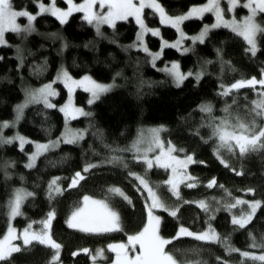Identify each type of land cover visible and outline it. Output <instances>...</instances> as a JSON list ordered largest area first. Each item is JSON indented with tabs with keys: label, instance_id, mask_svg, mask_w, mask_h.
<instances>
[{
	"label": "trees",
	"instance_id": "obj_1",
	"mask_svg": "<svg viewBox=\"0 0 264 264\" xmlns=\"http://www.w3.org/2000/svg\"><path fill=\"white\" fill-rule=\"evenodd\" d=\"M48 1L9 0L8 4L35 13L39 3ZM157 1L167 15L178 16L207 0ZM56 3L65 5L63 0ZM245 14L243 6L235 12L237 18ZM143 17L147 27L161 28L169 39L176 36L175 29L161 25L150 9ZM25 20L19 18L21 27L6 31L0 43V238L10 203L20 194L13 224L17 228L39 224L52 212L51 235L59 256L54 262L50 247L33 242L0 264H90V253L97 247L104 248L110 259L113 244L137 233L145 223V202L136 190V176L158 189L168 174L166 169L146 167L130 151L137 132L148 127L160 128L165 142L193 158L188 184L182 183L178 196L166 204L171 213L160 211L164 252L179 264H264V111L255 102L263 87L232 88L263 75L264 12L255 17L253 53L242 36L223 26L210 29L201 41L186 39L187 51L166 46L159 53L161 42L155 35H146L147 48L138 47V26L132 18L100 27L86 21L81 12L72 13L65 22L46 13L36 15L27 27ZM212 20L211 14L188 19L182 29L192 35ZM174 62L181 74L178 81L169 72ZM37 64L44 71H37ZM62 74L88 75L110 82L112 88L91 105L89 94L76 90L75 105L84 113L69 123L83 136L59 144L28 165L31 142L53 141L64 129L58 105L65 101L66 91L56 79ZM50 81L58 89L52 105L36 101L21 107L35 88ZM233 130L251 140L248 147L228 142V135H236ZM12 136L29 141L20 148ZM85 196L112 209L119 229L91 234L69 228L67 216ZM227 198L235 199L233 208L241 217L254 211L247 223L233 221ZM241 204L248 207L247 213L239 209ZM179 226L194 232L210 229L218 239L175 237ZM128 258L131 263L139 259Z\"/></svg>",
	"mask_w": 264,
	"mask_h": 264
},
{
	"label": "rangeland",
	"instance_id": "obj_2",
	"mask_svg": "<svg viewBox=\"0 0 264 264\" xmlns=\"http://www.w3.org/2000/svg\"><path fill=\"white\" fill-rule=\"evenodd\" d=\"M63 1L65 3L64 6H59L56 0H49L46 3L41 2L37 5L35 13H28L12 9L8 4L9 0H0V43H3V35L6 31L17 30L21 27L19 22V18L21 17L26 19L27 27L38 14H50L60 22H65L72 13L81 12L86 21L94 27L103 25L112 26L119 20L132 18L138 26L137 43L141 49L147 48L145 38L147 34H151L160 38L159 53L166 46L185 51L184 44L186 39L189 38L193 42L201 41L210 29L223 26L242 36L248 45V49L253 53L256 50V33L258 31L255 17L259 12H264V0H244L243 2L240 0H207L202 4L190 7L186 12L178 16L167 15L157 0H83L78 3L72 0ZM223 4L225 9L223 8ZM239 6H243L246 9V14L241 18L235 16V12ZM146 8L154 12L161 25L174 28L176 36L169 39L162 34L161 28L147 27L143 17V12ZM206 14L212 15V22L202 26L197 33L186 35L182 29V23L188 19L201 18ZM159 55H153V57H158ZM169 72L175 81L181 78L176 62L170 66ZM262 73L263 75L260 79L246 80L244 83L235 84L232 88H237L242 84L252 85V87H263L262 89L260 88L255 102L256 106L264 111V72ZM57 77H59L58 80L63 84L66 91L65 101L58 105V109L63 114L65 121L64 129L59 137L53 141L31 142L33 144L32 149L27 153L28 165H32L42 153L59 144L73 142L81 139L83 136L82 131H77L69 123L71 119L79 117L84 113L82 108L75 105L74 95L76 90L81 89L86 91L89 94L90 101H94L102 93L112 88L110 82H99L88 75L71 77L62 74L56 76V79ZM51 88H55L53 81L38 86L31 95L27 96L29 99L22 102L21 107L36 101L52 105L54 97L47 95V100L44 99V95ZM41 89L44 91L39 93ZM229 89L231 88H226V91ZM38 93L39 95H37ZM241 133V131L235 130L234 134L236 135H228L226 138H230L228 139L229 141L225 140L233 142L241 148H246L248 147L247 143H251V140L240 137ZM15 137L12 136V139L16 140L20 148H23L29 141L21 136L24 140L21 142L15 139ZM130 151L135 154V159L142 161L146 167L166 169L168 172L167 177L162 182V185H160L161 187L157 186L158 189H156L148 180L141 176H136V190L143 196L145 202L144 225L137 233L126 235L122 242L123 248L121 250L118 247H116L117 249L112 248L111 251L114 257H111L112 261L107 257V253L103 251L105 250L104 248L97 247L93 253H90V264H132V260L128 258L129 256L139 257L138 260H144L152 264H172L168 254L164 252V239L159 232L160 211L164 210L171 213L166 204L178 196L182 183L188 184L192 177L189 167L193 164V158L187 153L179 154L175 145L165 142L161 138V129L156 127L139 130L130 145ZM238 151L240 150L238 149ZM212 186H215V183ZM187 187L190 186L187 185ZM165 193L169 194L168 197ZM19 199H21L20 194H16L7 212L8 224L5 233L0 238V260L9 257L12 253L34 242L50 247L54 252L53 261H57L59 246L51 235L53 213L49 212L39 224L30 223L28 227L17 228L13 224V220L19 213L21 203L18 204ZM197 202L198 204L202 203L201 201ZM226 204L230 205L235 214V216H232L234 222L237 223V221L244 220L243 224H241L244 225L251 219L254 211L248 213V216L241 217L238 209L233 208L236 205L235 199H228ZM239 209L243 212L247 210L245 213L248 212L246 205L242 206L241 204ZM66 224L71 229L91 234L108 233L119 229L117 214L104 202L88 196L83 197L78 207L68 214ZM178 236H193L212 242L218 239L216 232L213 230L206 229L201 232H194L184 226H179L175 234V237Z\"/></svg>",
	"mask_w": 264,
	"mask_h": 264
},
{
	"label": "snow or ice",
	"instance_id": "obj_3",
	"mask_svg": "<svg viewBox=\"0 0 264 264\" xmlns=\"http://www.w3.org/2000/svg\"><path fill=\"white\" fill-rule=\"evenodd\" d=\"M185 51H187V49H185ZM3 57H2V55H0V59H2ZM46 59V58H45ZM36 70L37 71H44V66L43 65H41V64H37L36 65ZM57 79H59V77H57ZM101 90H103V89H101ZM44 90L43 89H41V90H39V93H42ZM39 93L37 94V95H39ZM47 95H51L52 97H55L56 95H58V89H55V88H51V89H49L48 91H47V94L46 95H44V99L45 100H47ZM91 103H92V101H89V104L91 105ZM75 117V116H74ZM74 117H72V118H74ZM73 131H75V130H73Z\"/></svg>",
	"mask_w": 264,
	"mask_h": 264
},
{
	"label": "flooded vegetation",
	"instance_id": "obj_4",
	"mask_svg": "<svg viewBox=\"0 0 264 264\" xmlns=\"http://www.w3.org/2000/svg\"><path fill=\"white\" fill-rule=\"evenodd\" d=\"M117 246H119V245H118V244H115L113 248L116 249ZM118 248H119V247H118ZM132 264H152V263L146 262V261H144V260H142V261L137 260V262L132 263Z\"/></svg>",
	"mask_w": 264,
	"mask_h": 264
},
{
	"label": "crops",
	"instance_id": "obj_5",
	"mask_svg": "<svg viewBox=\"0 0 264 264\" xmlns=\"http://www.w3.org/2000/svg\"><path fill=\"white\" fill-rule=\"evenodd\" d=\"M169 258H170V261H171L172 264H178L177 261H175L174 259H172L171 256H169Z\"/></svg>",
	"mask_w": 264,
	"mask_h": 264
}]
</instances>
